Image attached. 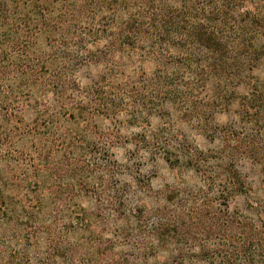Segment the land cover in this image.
<instances>
[{
  "label": "trees",
  "instance_id": "16d2710c",
  "mask_svg": "<svg viewBox=\"0 0 264 264\" xmlns=\"http://www.w3.org/2000/svg\"><path fill=\"white\" fill-rule=\"evenodd\" d=\"M263 122L264 0H0V264H264ZM113 124L200 183L146 236L107 161Z\"/></svg>",
  "mask_w": 264,
  "mask_h": 264
},
{
  "label": "rangeland",
  "instance_id": "374dc122",
  "mask_svg": "<svg viewBox=\"0 0 264 264\" xmlns=\"http://www.w3.org/2000/svg\"><path fill=\"white\" fill-rule=\"evenodd\" d=\"M220 125L226 124L227 120L225 118L218 119ZM99 125V124H98ZM103 127V126H102ZM112 128L114 131L119 132V136L110 142V152L108 154L107 161L113 166L115 177L114 182L123 184L126 187V199H125V213L126 218L130 214L136 211L143 212L142 220L145 221L141 227L142 233L146 236L148 230L154 227V223L159 217H163L164 221L167 219L170 220L172 216H176L175 212L179 207H184L192 198L197 191V187L200 185L195 180L194 175L183 174L179 178H176L174 173L165 165L160 156L155 158H150V156L133 146V138L139 133V128H128L121 129V126L118 124H113ZM178 128V127H177ZM177 128L174 130L176 131ZM260 131H262V136L259 141V146L264 149V122L261 123ZM179 132L189 137L188 144L196 148L200 153L206 155V150H214L217 146V143L209 144L201 139H195V136L191 135L186 126L181 125L179 127ZM101 145V144H98ZM102 146V145H101ZM139 147H141L139 145ZM172 147H176L175 144H172ZM172 151V150H171ZM155 159V161H154ZM242 163V164H241ZM238 162V166L242 167L243 174L247 178L248 182H257V177L253 172L248 171V168L251 167L250 163ZM173 191H179V195L172 203H166L164 199L172 195ZM189 204V203H188ZM241 198L231 202V206H242ZM88 213H92V207L90 205L83 206ZM161 209H163L161 211ZM60 210V209H59ZM160 210V211H159ZM61 211V210H60ZM129 211V213H127ZM159 211V212H158ZM162 213V216L158 215ZM60 215V213H59ZM68 215L73 218L74 214L68 211ZM140 215H138L139 217ZM125 218V219H126ZM182 224L179 226L182 231H187L190 233V236L196 239L197 245H200V240H204L203 245L208 246L209 243L207 238H205V233L203 232L204 227H199L198 225H191L188 220L181 216ZM125 220L121 222H115L112 218H109V226L112 229L116 230L117 227H126ZM127 227H131L127 226ZM132 239L128 242L132 243ZM212 242V239H209ZM119 252L122 251L123 255H131L130 247L119 248ZM198 250H194L192 253L198 255ZM129 256V260H130ZM200 259L196 258L186 264H201L199 263ZM147 264H154L153 259H147Z\"/></svg>",
  "mask_w": 264,
  "mask_h": 264
}]
</instances>
